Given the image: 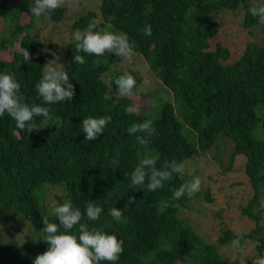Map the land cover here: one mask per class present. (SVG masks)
I'll return each instance as SVG.
<instances>
[{"label":"trees","instance_id":"trees-1","mask_svg":"<svg viewBox=\"0 0 264 264\" xmlns=\"http://www.w3.org/2000/svg\"><path fill=\"white\" fill-rule=\"evenodd\" d=\"M249 1L96 0L92 4L88 0L73 23V36L56 38L45 60L44 39L42 45L31 34L34 16L29 6L34 0H0L4 26L0 73H14L24 103L42 105L35 85L44 65L54 58L53 51L61 57L58 63L64 65L75 89L71 101L43 105L53 117L47 127L41 124L43 117H34L30 123L43 128L29 133L27 125L18 130L7 113L0 116V264H33L37 255L47 251L43 218L59 224L53 201L66 200L82 213L88 200L103 208L98 220L88 221L85 216L81 223L123 241L115 264H230L202 238L199 225L188 222L184 211L206 218L208 225L219 223L216 240L222 247L234 248L232 242L241 233L238 249L250 246L252 252L247 264L264 256V223L260 222L264 215V42L246 41L231 58L230 48L214 39L221 24L213 16L220 10L243 9V28L259 24L250 13ZM262 5L264 0L255 7ZM63 13L60 6L49 11L48 18L60 21ZM93 23L97 30L126 33L135 44L133 51L145 61L136 58L171 93V100L151 99L139 87V67L125 66L123 57L110 52L102 56L81 52L85 64L73 63L75 35ZM146 23L152 27L151 36L142 31ZM20 46L28 50L29 63L23 60ZM125 72L136 80L130 97L119 96L115 83ZM133 104L140 106L139 113L126 114L125 108ZM105 115L111 116V122L103 134L86 142L82 119ZM145 120L153 121L157 134L142 147L127 129ZM225 138L230 148L223 164L218 147ZM211 149L216 153L212 157L216 168L201 173L202 192L200 188L191 197L172 199L170 189L194 179L184 167L154 192L145 186H141L145 190L131 188L124 175H130L148 155H158V168L172 160L185 166ZM238 155L243 156V166L234 165ZM209 184L223 192L225 209L234 207L251 223L245 232L223 227L221 209L209 214L202 206L187 204L200 194L208 207H221L211 203L215 198ZM129 196L135 204H127ZM112 207L122 210L120 221L109 215ZM70 234L78 237L79 226Z\"/></svg>","mask_w":264,"mask_h":264},{"label":"clouds","instance_id":"clouds-1","mask_svg":"<svg viewBox=\"0 0 264 264\" xmlns=\"http://www.w3.org/2000/svg\"><path fill=\"white\" fill-rule=\"evenodd\" d=\"M65 3V0H34L29 6L31 15L40 17L50 10H55ZM250 13L253 17H258L259 23L264 24V5L252 7ZM111 19V17H110ZM145 36L152 35V27L145 24L142 28ZM77 41L73 63L77 65L85 64L83 52L89 55L102 56L105 52H110L116 56L131 60L135 44L126 33L115 32L105 29L97 30L95 23L90 24L83 32L75 35ZM19 51L26 63L30 62V54L26 48L19 47ZM47 51V49H45ZM54 57L43 67L42 77L35 85L41 104L24 103L23 96L20 94L21 85L17 82L14 73H0V116L7 113L16 122L18 130L28 127L30 133L37 127L30 122L34 117H43L41 124L47 127L49 121L53 120L50 109L43 105L55 104L57 102L71 101L75 94L74 85L69 79L64 65L58 63L61 59L56 53H51ZM125 61V60H124ZM118 94L121 97H130L136 88L135 78L125 72L115 81ZM140 106L133 104L125 108L128 115L139 113ZM59 121V117H56ZM111 122V116L100 117L88 116L82 119V132L85 134V141H95L102 134L106 126ZM127 133L135 135L137 143L146 147L151 142V137L157 134V129L152 120H145L140 123H133ZM158 155H148L142 158L131 174H124L130 181L131 188L144 189L149 192L163 188L164 182L172 178L173 174L183 171V164L175 160L165 161L159 168L157 167ZM201 179L194 178L190 182L181 184L179 188L170 189L172 199L178 200L182 196L191 197L200 191ZM134 197L129 196L127 204H135ZM53 213L58 218L59 224L49 222L43 218V232L46 233L44 241L48 243L47 251L35 257L33 264H100L101 261H108L115 264L123 252V241L119 240L114 234H109L95 227L90 228L87 223H81L86 216L88 221L99 219L103 208L98 206L95 201L88 200L85 204L84 212L75 208L70 200L63 204L53 201ZM109 215L115 220L122 219V210L116 207L109 209ZM79 226V236L70 234L74 226ZM62 228V230H61ZM243 238L241 233H237V238L232 242L234 248L240 247V240ZM217 241V240H216ZM214 245V244H213ZM252 264H264V256H260L252 261Z\"/></svg>","mask_w":264,"mask_h":264},{"label":"rangeland","instance_id":"rangeland-1","mask_svg":"<svg viewBox=\"0 0 264 264\" xmlns=\"http://www.w3.org/2000/svg\"><path fill=\"white\" fill-rule=\"evenodd\" d=\"M96 0H91L92 4H95ZM262 0H250L249 5L251 7H255L261 3ZM88 0H65V3L61 6H64V17L60 21H52L48 18V12H46L44 15H41L40 17L34 16V20L31 25V34L38 37L43 45L42 40L44 39V45L42 49V55L44 59L46 60V53H49L48 50H52V46L54 44V40L56 38H59L60 36H66L69 34L73 36L74 31L73 29V23L74 21L81 15V13L86 9V3ZM51 11V10H50ZM244 11L241 8H235V9H227V10H220L218 13H216L213 18L216 21H219L221 24L220 30L218 34L214 37V39L220 40L222 43L226 44L231 51V58H234L238 55L240 49L242 48L244 42L246 41H254L257 43H263L264 42V24H256L252 27L243 28L240 26L242 15ZM4 29V26L0 24V32ZM53 43V44H52ZM51 46H48V45ZM47 49V51H45ZM134 52V51H133ZM53 53H55L53 51ZM136 55H138L142 60V56H140L138 53L134 52L131 60L124 61L125 66L130 68H136L139 67L140 75L142 76V83L140 84V89L147 92V95L151 97V99H161L165 100L164 98L171 100L170 92L160 83V81L156 80L151 74V72L146 68L144 65V61H139L136 58ZM124 67V66H123ZM125 68V67H124ZM128 69V68H126ZM220 146L218 147V150L220 151L219 156L225 164L226 162V155L228 154L230 144L229 141L225 138L220 141ZM211 150H208L207 152L200 154L198 156H195L193 159H191L187 165L184 166V171L186 170L187 173H193L194 178L199 177L201 179V191L202 192V185L203 183V177L201 176V173L207 171L208 168H216V165L212 163V157L215 155ZM243 156L238 155L234 161L235 166H243ZM190 182V181H189ZM217 184V183H215ZM213 185V184H212ZM211 187L212 191L214 192L213 197L215 200L211 202L212 204L218 203L221 204V207H208L207 204L204 203V200L201 199V195L199 194L196 198H191L188 205L197 208L199 206L204 207L207 211H209V214H211L216 209H221V223L223 224V227L227 226V228L234 230V231H246L247 228L251 226V223L248 220H245L241 218L237 210L233 207H227L225 209V203L224 201V194L222 191H219L215 185ZM196 199V200H194ZM183 216L188 218V222L191 225H199L198 230L200 231V234L202 238L207 240L208 243H212L216 246L217 251L219 252L222 259L227 260L230 264H247L248 259L252 252L250 251V246L244 248V249H235V248H228V247H222L218 244L216 241V235H218V224L211 223L208 225L206 222L207 219H200L198 217H195L193 214H190L189 211H184L182 213ZM261 223H264V215L261 217L260 220Z\"/></svg>","mask_w":264,"mask_h":264}]
</instances>
